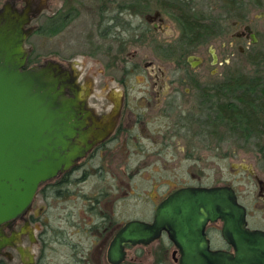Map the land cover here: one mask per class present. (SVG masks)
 <instances>
[{"label":"flooded vegetation","instance_id":"1","mask_svg":"<svg viewBox=\"0 0 264 264\" xmlns=\"http://www.w3.org/2000/svg\"><path fill=\"white\" fill-rule=\"evenodd\" d=\"M202 4L210 11L230 9L229 0H0V14L8 9L28 14L26 43L36 35L56 37L85 8L91 10L104 42L90 43L89 55L98 62L111 56L93 73L94 79L79 59H40L29 48L26 67L60 63L93 112L84 130L102 134L113 126L105 138H90L91 149L72 168L42 184L31 207L0 228V264H179L180 251L165 232L149 244H124L120 261H112L110 250L128 224H153L161 204L185 188H233L247 211L248 228L264 232V177L255 164L229 165L230 152H222L228 179L219 168L223 182L215 184L213 107L202 95L229 80L230 72L244 74L243 65L235 68L234 63L256 52L264 27L256 28L240 6L233 9L232 32L223 30L220 21L229 17L216 19ZM256 6L254 18L264 20V0ZM189 15L209 29L188 32L183 19ZM214 25L217 32L211 31ZM213 37L220 43L211 41ZM98 81L106 97L96 94ZM136 87L140 95L135 96ZM73 93L67 88L69 96ZM193 93L192 109L183 114ZM198 104L204 112L205 105L210 108L199 119L207 127L199 133L192 131ZM241 173L254 182L255 193ZM221 229V223L207 227L211 248L216 250L218 233L221 250L232 251Z\"/></svg>","mask_w":264,"mask_h":264},{"label":"water","instance_id":"2","mask_svg":"<svg viewBox=\"0 0 264 264\" xmlns=\"http://www.w3.org/2000/svg\"><path fill=\"white\" fill-rule=\"evenodd\" d=\"M29 21L27 13L0 14V228L31 207L42 184L72 168L91 149L90 138L103 139L113 128L84 130L93 112L60 63L26 67ZM216 223L232 251L211 248L206 230ZM163 232L179 249V264H264V232L248 228L247 211L230 187L175 192L153 224L132 222L118 234L110 258L120 261L124 244H149Z\"/></svg>","mask_w":264,"mask_h":264},{"label":"rangeland","instance_id":"3","mask_svg":"<svg viewBox=\"0 0 264 264\" xmlns=\"http://www.w3.org/2000/svg\"><path fill=\"white\" fill-rule=\"evenodd\" d=\"M201 8L206 12V14H209L210 10L207 9L205 4H202ZM226 11L227 10L219 8V9L212 10L210 12L213 17H215L216 19H220V20L222 19V17L227 15L229 18H227L226 20L220 21L222 22L220 28L223 30L225 29V30H228L229 32H232V30L234 29L232 26V20L236 18V14H235L236 12L230 13V11L229 12H226ZM243 11H244L243 13H245V16L247 17V20H253V25L256 28L264 27L263 19L254 18V15L258 13V7L256 5H253L250 3L248 4V9L247 10L244 9ZM168 19L173 22L170 16H168ZM96 21L97 19H94L93 16L91 15V10L85 8L82 12L81 17L77 19L75 22H73V24L70 25V27L67 28L61 34L53 38L42 36V35H36L28 39L26 43V47L29 49H33V56H36V57L38 56V58L40 59H46L50 57L51 55L55 56V58H60V59L62 58L79 59L84 63V68L88 67L89 70H91V72L89 73L90 74L89 77L94 79V76H92L93 73L100 69V66L102 65V63L105 64L111 58V56H104V61L98 62L97 60H99V58H96V56L91 57L89 55V51L92 49L90 43L95 44V45H100L104 42L103 37H99V34H97L98 32H96V29H97ZM211 41H213L215 44L220 43V39L216 37H213ZM256 49H257L256 51L264 52V40L261 41V43L256 47ZM250 55L251 53L248 54V56H246V59L241 61L240 63L238 61H235L234 63L235 68H237L239 64L240 65L242 64L244 68L243 73L248 76L252 74V70L254 68L253 67L254 65L250 62L249 59H247V57H249ZM97 56H101V55L99 54ZM208 74L209 73H205V75H208ZM96 77H98V79L101 78L99 74ZM137 86L138 87L140 86L141 88V85H137ZM94 87H96L95 89H96L97 95L106 97V92H103L102 90L103 84H101L100 81H98ZM137 89L138 88L136 87L134 91L135 96L140 95L139 89L138 90ZM189 97H190V101L187 102L186 104H183L184 106L183 114H187V112L190 111V109H192V106H191L192 102L196 100L194 93L190 94ZM207 106L208 105H205L206 107L205 112L209 111L210 109L209 106L208 108ZM212 109L214 111V108ZM195 110H199V111L196 112L197 114L195 112L192 113L195 116V119L192 122L193 124L192 131L199 133V131L203 130V128H207L205 126L203 127L202 123L199 120L200 118L205 117V112L203 110V107L201 108L199 104H198V107H196V109H194L193 111ZM210 128H212L214 131L213 125ZM214 132H213L212 140H213V146H214L213 167H214L215 184L223 182V180H221V176L218 175L220 172H221V175L224 176L223 179H225V181L228 179L226 176V174L228 173L227 171L228 168L227 169L225 168V164H224L225 161L224 162L221 161V158H220L222 152H226V151H229L231 154L230 162L228 161L229 163L227 164L230 165V163H238V162H245L247 164H255L257 171L264 177V167H263L264 154L259 150V145H257L254 140H252L250 143L239 141L237 138L231 137L230 134L226 131V129L221 126L218 127V129L216 130L217 135H220L219 137H216L214 135ZM222 135H225V139L222 138L223 137ZM199 137L201 138V136L198 135L197 138ZM205 142H203L202 144H205ZM257 143H260V144L263 143L264 145V140H262L261 142L257 141ZM216 146H220V147L216 149ZM240 146H243V148L239 149ZM232 152H234V154ZM219 168L221 169L220 172L218 170ZM223 173H226V174L223 175ZM241 176L244 177L245 184L248 182L250 183L249 184L251 187L250 189L253 191V193H255L257 187L254 184V182L250 178H247L245 174L241 173ZM216 178L218 179V182ZM214 237H215V240H214L215 249H223L224 244L220 240L219 234L218 233L215 234Z\"/></svg>","mask_w":264,"mask_h":264},{"label":"trees","instance_id":"4","mask_svg":"<svg viewBox=\"0 0 264 264\" xmlns=\"http://www.w3.org/2000/svg\"><path fill=\"white\" fill-rule=\"evenodd\" d=\"M238 2L240 5L238 6ZM260 0H229L230 13L233 9L243 6L248 9V4L256 5ZM182 16H185L182 14ZM195 16L189 15L183 19V25L188 32H205L210 25L194 21ZM213 32L218 28L214 25ZM248 56V55H247ZM247 59L254 65L250 76L240 72H230L229 80L221 81L212 91L205 90L202 94L204 100H210L214 108L211 116L214 126V135L218 127H224L231 137L239 141L250 143L252 140L259 145V150L264 154V52L251 53ZM215 100H211V99ZM225 138V135H222Z\"/></svg>","mask_w":264,"mask_h":264}]
</instances>
